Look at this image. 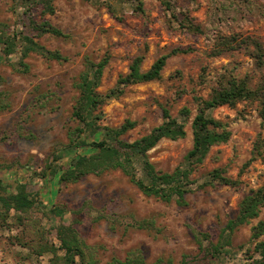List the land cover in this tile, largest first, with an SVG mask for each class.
Returning <instances> with one entry per match:
<instances>
[{
  "label": "rangeland",
  "instance_id": "rangeland-1",
  "mask_svg": "<svg viewBox=\"0 0 264 264\" xmlns=\"http://www.w3.org/2000/svg\"><path fill=\"white\" fill-rule=\"evenodd\" d=\"M140 1L144 12L136 8ZM172 1L168 10L161 0H54L55 13L42 16L38 9L35 17L49 19L68 37L47 33L39 41L49 49H59L70 59L50 60L31 52L24 58L29 64L27 72H20L12 64L19 59L20 52L12 54L8 62L0 44V90L6 92L10 101L8 109L0 110V161L14 165L0 167V178L9 190H14L16 181L28 183V190L38 203L34 216L49 229L50 241L56 246L60 244L56 227L61 222H72L71 210L84 213L75 227L88 244L97 247L99 264H106L113 257L125 259L134 249H140L147 262L163 257L165 264H181L187 255V264H249L247 249L255 244L251 241L252 226L264 220V207L258 217L234 230L230 245L226 246L228 255L221 259L199 255L193 229L210 231L213 241L218 242L228 220L237 214L243 196L264 184V160L245 165L258 135L264 137V117L260 115L258 101H243L234 107L223 105L211 111L215 117L229 122L231 136L228 141L213 145L191 174L197 183H203L210 179L211 170L221 167L226 175L239 178L242 185L194 186L186 195L187 206L144 194L120 169L88 174L68 183L60 182L58 175H39L53 153L69 142L70 128L79 123L72 112L79 95L76 82L85 69L86 56L99 61L109 53L110 61L99 86L106 93L129 72L135 56H145L142 70H147L160 55L179 46L193 47L190 52L170 56L161 78L127 86L123 94L110 98L102 108L103 124L115 127L126 120L136 122L122 136L133 141L162 123L164 107L178 118L182 107H190L186 136L163 138L149 150V159L157 169L169 172L184 162L193 146L195 94L209 97L226 69H233L238 77H248L251 87L262 81L264 68L258 67L245 50H231L218 56H209L208 52L218 33L250 34L264 44V0ZM106 2H111L115 14ZM21 11L18 0H0V20L12 29H20L17 21ZM186 12L194 23L201 25L202 33L193 34L180 25L179 18L185 19ZM68 161L65 155L57 165L64 169ZM55 205L66 208L62 219L51 212ZM100 212L114 214L115 223L104 217L96 221L90 218ZM144 219H153L154 225L149 229L134 225ZM20 229L0 226V264H50L52 252L37 257L10 239ZM241 245H245L243 249L239 248Z\"/></svg>",
  "mask_w": 264,
  "mask_h": 264
},
{
  "label": "trees",
  "instance_id": "trees-1",
  "mask_svg": "<svg viewBox=\"0 0 264 264\" xmlns=\"http://www.w3.org/2000/svg\"><path fill=\"white\" fill-rule=\"evenodd\" d=\"M22 7L21 16L18 17L20 29H12L11 25L0 20V44L5 59L8 61L14 53L20 52V57L12 64L20 72H27L29 64L24 60L31 52L41 54L50 60L68 61L70 57L59 49H49L39 41L44 34L56 37H68L60 27L54 25L49 19H37L35 10L40 9L42 16L53 14L56 11L54 0H18ZM162 4L171 10L172 0H161ZM107 8L115 14L111 2L105 3ZM136 8L144 12L140 1ZM185 19H180V25L193 34L202 33L200 24L194 23L188 12ZM193 50L189 47H176L170 52L160 55L147 70H142L145 56H135L130 64V70L122 75L116 86L108 92L99 90L105 67L110 61L106 53L99 61L90 56L85 57V69L80 74L76 87L79 95L73 106L72 117L78 120L76 127L70 128L69 142L53 153V158L46 162L39 175H58L60 182H76L88 174L101 175L109 170L120 169L130 180L136 184L144 194L154 196L170 202L175 200L180 206H187L186 195L196 188L208 185L224 184L234 187L242 185L239 178L225 174V169L214 168L209 172L210 179L197 183L191 178L195 168L203 163L211 147L215 144L226 142L231 136L229 122L215 117L212 110L223 105L236 106L246 101L260 103L259 112L264 117V77L257 87H251L248 77H238L233 69H226L212 87L209 97L194 95L197 104V113L192 121L193 146L187 152L184 162L173 171H162L149 159V150L155 147L163 138L179 139L187 134L186 120L191 115V108L182 107L181 118L173 116L170 110L163 108V121L155 126L149 133L129 141L122 136L132 129L136 122L126 120L119 126H109L101 123L103 106L110 98L118 97L124 93L127 86L140 82H148L162 77V71L170 56L176 53H187ZM231 50H245L254 59L258 67L264 68V44L257 36L241 32L218 33L208 52L209 56H218ZM10 62V61H8ZM1 79V76H0ZM44 98V97H43ZM10 107L6 92L0 90V110ZM68 158V166L64 169L57 165V161ZM256 159L264 160V137L259 134L254 142L251 158L245 163L249 165ZM13 164L0 161V167L11 168ZM37 172V171H35ZM242 172V171H241ZM195 186V187H194ZM9 185L0 178V226L13 228L20 226V231L10 237L16 243L27 247L34 256H42L45 252H52L50 264H99L97 247L88 244L75 223L81 222V211L71 210L72 222H61L57 227V238L60 244L56 246L49 238L47 229L40 218L34 216L37 198L28 190V183L16 181L14 190H9ZM90 204L87 203L88 209ZM264 207V184L252 188L241 199L238 212L230 218L223 229L218 242L212 239L208 230L194 228L193 233L199 248V255L209 259H221L228 255L226 246L230 245L231 234L241 224L258 217ZM90 210V209H89ZM14 211V214H12ZM51 212L60 219L64 217L66 208L54 206ZM85 215V214H84ZM107 212H100L97 217L91 216L93 221L101 217L115 223L116 218ZM11 218L13 221L10 222ZM134 225L140 229H149L154 225L153 219L136 221ZM229 232V233H227ZM264 220H259L252 226L251 241L253 248L250 252L249 264H264ZM245 245L239 246L243 249ZM60 251L62 253H60ZM187 255L181 264H187ZM163 257L154 262H147L140 249L131 250L125 259L113 257L106 264H165Z\"/></svg>",
  "mask_w": 264,
  "mask_h": 264
},
{
  "label": "crops",
  "instance_id": "crops-1",
  "mask_svg": "<svg viewBox=\"0 0 264 264\" xmlns=\"http://www.w3.org/2000/svg\"><path fill=\"white\" fill-rule=\"evenodd\" d=\"M260 220H262V219H260Z\"/></svg>",
  "mask_w": 264,
  "mask_h": 264
}]
</instances>
